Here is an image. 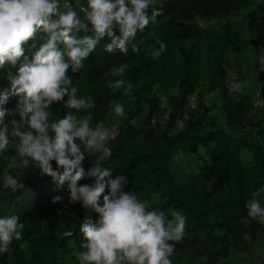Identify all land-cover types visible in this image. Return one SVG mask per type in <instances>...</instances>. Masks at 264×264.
Returning <instances> with one entry per match:
<instances>
[{"label":"trees","instance_id":"trees-1","mask_svg":"<svg viewBox=\"0 0 264 264\" xmlns=\"http://www.w3.org/2000/svg\"><path fill=\"white\" fill-rule=\"evenodd\" d=\"M65 1L78 13L87 4L60 0L62 6ZM154 6L163 14L137 33V52L106 53L105 38L80 72L69 69L79 95L96 101L93 126L115 123L118 134L106 144L112 155L101 167L112 178L125 175L124 191H135L152 207L187 214L172 264H264V225L249 218L246 208L256 190L264 203V109L254 106L257 92L264 97V71L256 61L264 47V0H155ZM156 37L167 46L158 60L150 55V47H159ZM43 42L38 36L37 48L26 46V55L31 58ZM121 63L130 64L123 77L133 84L128 96L107 87L110 69ZM9 67L0 69V90L9 86L4 78ZM230 74L250 87L228 93ZM188 96L195 98L194 108ZM18 99L10 97L4 107L15 108ZM113 101L123 104L127 118L116 116ZM50 110L52 119L67 113L62 103ZM98 155L86 154L85 171ZM185 158L197 164L187 169ZM19 163L14 145L0 154V218L16 215L25 224L23 239L0 254V264H79L84 242L79 225L86 217L98 221L99 214L70 203L67 182L57 190L51 177ZM6 172L24 187L15 193L5 189ZM55 196L62 200L53 203ZM69 231L73 235L65 236Z\"/></svg>","mask_w":264,"mask_h":264},{"label":"clouds","instance_id":"clouds-1","mask_svg":"<svg viewBox=\"0 0 264 264\" xmlns=\"http://www.w3.org/2000/svg\"><path fill=\"white\" fill-rule=\"evenodd\" d=\"M154 5L155 0H87L78 13L60 0H0V69L10 66L4 74L9 86L0 90V154L14 145L19 168L38 169L41 176L52 178L57 190L67 182L69 202L99 214L98 221L86 217L79 225L84 238L76 257L79 264H172L176 244L185 236L187 214L173 210L168 215L152 207L135 191H124L125 175L112 178L111 170L101 167L112 155L106 144L118 133L104 122L93 126L91 110L96 101L79 95L69 75V69L75 74L84 68L105 38L110 41L104 45L106 53L137 52V33L156 24L163 14ZM38 36L44 42L29 58L26 46L36 49ZM156 43L158 48L150 47L154 60L167 50L159 37ZM256 61L264 71V47ZM129 68L130 64L121 63L110 69L113 79L107 87L130 95L133 84L123 79ZM13 96L19 98L15 108H5ZM56 103H62L67 113L52 119L50 109ZM112 107L116 116L127 118L123 104L113 101ZM95 153L100 155L85 171L82 161ZM82 179L94 182L81 185ZM3 187L15 193L24 184L6 172ZM261 195V190L254 191L246 208L249 218L264 225ZM61 200L55 196L52 202ZM24 228L16 215L0 218V254L13 251L11 246L23 239Z\"/></svg>","mask_w":264,"mask_h":264},{"label":"built area","instance_id":"built-area-1","mask_svg":"<svg viewBox=\"0 0 264 264\" xmlns=\"http://www.w3.org/2000/svg\"><path fill=\"white\" fill-rule=\"evenodd\" d=\"M65 3L70 4L68 1H65L64 4ZM74 4L77 3L74 2ZM225 89L230 94H243L245 91V84L235 74H230L226 79ZM187 102L191 108H194L196 105L195 98L193 96H188ZM254 106L264 109V97H262L258 92L255 94ZM178 126H181L180 122H178Z\"/></svg>","mask_w":264,"mask_h":264},{"label":"rangeland","instance_id":"rangeland-1","mask_svg":"<svg viewBox=\"0 0 264 264\" xmlns=\"http://www.w3.org/2000/svg\"><path fill=\"white\" fill-rule=\"evenodd\" d=\"M200 24H203V22H200ZM244 82L246 83V84L244 83L246 89H248L250 87V84H247L246 81H244ZM212 101H213V99H212ZM110 127H115V123H112V125ZM185 162L187 163V166H186L187 169H188V167H189V169H191L193 166H195L197 164V161L193 160L192 158H189V159L185 158ZM240 264H246V262L240 263Z\"/></svg>","mask_w":264,"mask_h":264}]
</instances>
